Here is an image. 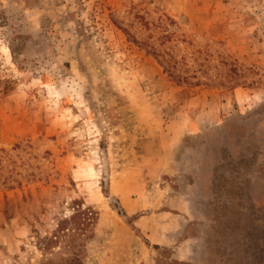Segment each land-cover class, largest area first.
<instances>
[{"label":"rangeland","instance_id":"obj_1","mask_svg":"<svg viewBox=\"0 0 264 264\" xmlns=\"http://www.w3.org/2000/svg\"><path fill=\"white\" fill-rule=\"evenodd\" d=\"M77 208L85 264H264V0H0V264Z\"/></svg>","mask_w":264,"mask_h":264},{"label":"trees","instance_id":"obj_2","mask_svg":"<svg viewBox=\"0 0 264 264\" xmlns=\"http://www.w3.org/2000/svg\"><path fill=\"white\" fill-rule=\"evenodd\" d=\"M169 69L174 68L172 61L165 59ZM95 215L90 208H77L76 212L69 218L62 220L57 231L52 237L46 239V245L50 247L52 243L61 241L65 242V247L71 253L67 256H62L60 260H47L42 264H85L83 236H93V228ZM89 232V233H88Z\"/></svg>","mask_w":264,"mask_h":264}]
</instances>
